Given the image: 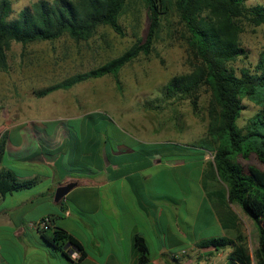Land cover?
<instances>
[{"label": "crops", "instance_id": "0c3cea01", "mask_svg": "<svg viewBox=\"0 0 264 264\" xmlns=\"http://www.w3.org/2000/svg\"><path fill=\"white\" fill-rule=\"evenodd\" d=\"M68 103L63 120L90 112L81 102ZM19 122L0 121V172L9 169L36 184L0 197V264H139V238L147 244V264H229L232 248L199 247L212 238L235 237L223 228L203 186L211 153L157 139L112 141L105 129L90 124L50 133L41 124L43 143H27L19 134L14 144L10 131ZM153 130L143 129L144 135ZM8 148L18 155L15 165L7 161ZM67 184L75 187L56 203L57 189ZM45 218L50 230L64 229L82 250L68 246V259L47 244L37 229Z\"/></svg>", "mask_w": 264, "mask_h": 264}, {"label": "trees", "instance_id": "16d2710c", "mask_svg": "<svg viewBox=\"0 0 264 264\" xmlns=\"http://www.w3.org/2000/svg\"><path fill=\"white\" fill-rule=\"evenodd\" d=\"M132 0H39L14 16L12 0H0V69H8V52L13 43L28 45L54 42L65 35L77 42L89 41L101 27H110L124 36L120 18ZM149 13L150 26L145 39L139 40L121 56L86 73L77 74L36 92L43 98L59 90L108 76L120 85L124 67L139 56L152 53L162 23L174 12L189 34L195 63L189 73L173 77L165 88L168 98L191 100L194 112L203 89L211 93L207 134L201 148L212 154L207 163L203 186L224 229L234 238H212L200 248H232L229 264H264V171L255 166L246 170L240 157L255 155L264 165V58L255 69L244 68L238 74L232 63L247 59L241 34L247 26L264 25V4L248 5L247 0H140ZM260 107L245 128L239 119L246 109L245 100ZM5 140L0 142V160ZM216 183L220 186H216ZM36 180H20L9 169L0 172V197L34 187ZM241 209L256 226L258 245L251 253L241 230ZM45 242L64 252L68 246L81 249L76 239L62 228L39 230ZM139 264L150 261L144 239L137 241ZM82 250V249H81Z\"/></svg>", "mask_w": 264, "mask_h": 264}, {"label": "rangeland", "instance_id": "374dc122", "mask_svg": "<svg viewBox=\"0 0 264 264\" xmlns=\"http://www.w3.org/2000/svg\"><path fill=\"white\" fill-rule=\"evenodd\" d=\"M38 1L12 0L14 16ZM247 4H264V0H247ZM120 23L124 36L106 26L101 27L89 41L77 42L65 35L54 42L11 45L8 69H0V121L3 120L4 126L23 122L18 127H12L9 137L12 143L20 141L19 134L25 136L27 143H43L45 137L41 124L47 127L48 133L56 127L63 129L90 124L98 126L101 131L105 129L112 141L129 143L157 139L201 146L209 125L210 91L205 88L201 92L196 113L190 99L168 98L165 94L168 82L175 76L189 73L196 61L189 45V34L174 12L163 21L152 53L139 56L122 69L120 85L114 77L108 76L79 83L70 89L72 92L59 90L43 98L37 97L36 92L97 69L145 39L150 26L148 10L140 0H132ZM240 40L248 58L232 63L238 74L244 68L255 69L264 58V25L247 26ZM70 100L81 102L79 107L90 112L82 117L63 120L67 113L62 108H67ZM244 104L246 109L238 122L241 128H245L260 109L247 99ZM139 120H143L144 128ZM153 127L156 128L154 134L144 135ZM17 157L15 152L7 149L8 162L14 163ZM238 162L246 170L255 166L264 171V165L255 155L249 160L240 157ZM79 166L76 163L74 168ZM216 186L220 184L216 183ZM167 188L164 186V189ZM235 210L253 252L257 247L256 226L240 208L235 207Z\"/></svg>", "mask_w": 264, "mask_h": 264}, {"label": "water", "instance_id": "95a60500", "mask_svg": "<svg viewBox=\"0 0 264 264\" xmlns=\"http://www.w3.org/2000/svg\"><path fill=\"white\" fill-rule=\"evenodd\" d=\"M74 187L75 184H67L59 187L56 191L55 202H60Z\"/></svg>", "mask_w": 264, "mask_h": 264}, {"label": "built area", "instance_id": "2783aa9c", "mask_svg": "<svg viewBox=\"0 0 264 264\" xmlns=\"http://www.w3.org/2000/svg\"><path fill=\"white\" fill-rule=\"evenodd\" d=\"M50 218H45L43 220H41V222H39V224L37 225V229L38 230H44L47 231L50 229L51 226V222H50Z\"/></svg>", "mask_w": 264, "mask_h": 264}]
</instances>
